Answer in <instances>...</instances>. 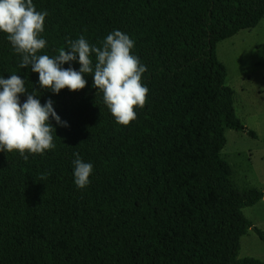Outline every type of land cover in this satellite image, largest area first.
<instances>
[{"label":"trees","instance_id":"trees-1","mask_svg":"<svg viewBox=\"0 0 264 264\" xmlns=\"http://www.w3.org/2000/svg\"><path fill=\"white\" fill-rule=\"evenodd\" d=\"M33 3L48 13L42 54L81 35L99 47L119 29L134 41L149 91L136 118L117 124L91 75L81 90L39 89L0 33V76L20 75L69 125L42 155L0 152V264H264L238 257L248 229L264 241L243 213L264 190L239 187L221 156L226 126L256 133L238 118L216 53L219 41L260 23L264 0ZM74 152L93 165L83 189L73 183Z\"/></svg>","mask_w":264,"mask_h":264},{"label":"clouds","instance_id":"clouds-1","mask_svg":"<svg viewBox=\"0 0 264 264\" xmlns=\"http://www.w3.org/2000/svg\"><path fill=\"white\" fill-rule=\"evenodd\" d=\"M46 10L37 11L33 0H0V33L5 34L12 51L18 55V67L37 73L39 89L59 94L62 89H83L91 75V87L100 94L104 106L120 125L136 118V108H142L148 87L142 83L146 66L132 51L134 41L127 33L113 29L99 47L90 44L83 35L66 40L57 54L49 56L40 50L46 46L44 32ZM73 62L79 65L74 68ZM67 64L68 67H64ZM36 87L28 91L18 74L0 76V152L16 151L25 160L31 154H44L55 148L53 132L68 127L54 108V101L42 104ZM21 94L24 99L21 102ZM55 122L53 126L52 122ZM72 177L78 189L90 183L93 165L73 153Z\"/></svg>","mask_w":264,"mask_h":264},{"label":"rangeland","instance_id":"rangeland-1","mask_svg":"<svg viewBox=\"0 0 264 264\" xmlns=\"http://www.w3.org/2000/svg\"><path fill=\"white\" fill-rule=\"evenodd\" d=\"M218 59L227 69L225 84L234 90L238 118L256 137L245 131L225 127L226 144L221 156L233 169V180L241 188L264 190V18L250 29L219 41ZM244 215L264 230V198L243 208ZM264 261V241L250 228L241 237L238 254Z\"/></svg>","mask_w":264,"mask_h":264}]
</instances>
